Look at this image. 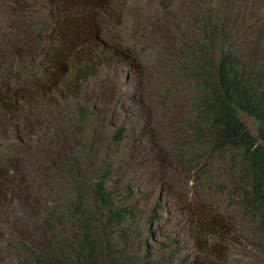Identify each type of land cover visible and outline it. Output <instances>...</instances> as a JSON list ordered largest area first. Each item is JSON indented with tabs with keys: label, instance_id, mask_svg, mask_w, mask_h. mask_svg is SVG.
<instances>
[{
	"label": "rangeland",
	"instance_id": "rangeland-1",
	"mask_svg": "<svg viewBox=\"0 0 264 264\" xmlns=\"http://www.w3.org/2000/svg\"><path fill=\"white\" fill-rule=\"evenodd\" d=\"M131 1L81 6L65 0L51 14V29L45 3L0 0V38L12 44L11 52L0 47V86L13 83V91L23 95L0 89V221L8 206L42 187L32 205L17 202L7 212L5 221L13 214L17 222L12 220L16 228L0 225V264H46L55 255L43 245L56 233L71 245L82 213L97 209L93 188L106 148L113 151L114 197L141 222L128 228L127 247L101 249L100 264L264 261V235L256 239L252 216L230 197L248 186L240 153L217 148L207 125L198 123L204 79L194 70L206 59L217 66L231 53L264 90V0H186L192 11L182 9V0H136L132 14L122 18ZM206 6L214 10V37L203 28L211 19ZM98 10L103 14L96 15ZM99 28L113 33L114 44L91 46L101 59L75 61L78 47ZM55 44L49 55L41 53ZM16 48L25 52L15 56ZM12 60L27 68L5 66L14 65ZM90 68L95 69L86 72ZM69 73L70 87L58 86L59 76L65 83ZM94 87L103 89L102 98L90 97ZM24 100L38 115L22 109ZM240 119L257 134L258 121L244 112ZM105 233L114 241L115 233ZM218 233L226 240H208Z\"/></svg>",
	"mask_w": 264,
	"mask_h": 264
},
{
	"label": "trees",
	"instance_id": "trees-1",
	"mask_svg": "<svg viewBox=\"0 0 264 264\" xmlns=\"http://www.w3.org/2000/svg\"><path fill=\"white\" fill-rule=\"evenodd\" d=\"M213 23L214 20L211 19L207 25L203 24V28L208 29L211 37L218 33V26ZM241 69L243 67L240 59L231 53H226L217 66H213L206 59L201 67H194L204 79L203 99L197 109L198 123L207 125L212 135L211 143L217 148H231L240 153L248 186L243 194L233 192L230 197L232 203L241 201L245 211L252 216L255 237L260 241L258 235H264V90L259 89L256 81L246 76V72ZM243 112L258 121L256 135L252 134L240 119V113ZM77 145L74 144L70 152ZM113 164V151L106 148L101 156V165L93 188L97 209L88 207L86 212L82 213L80 230L76 239L71 242L69 251L66 252V247L61 243L62 259L51 264H100L102 248L127 247L128 227L138 225L141 217L135 214L130 205L115 199L114 189L110 184L115 180ZM80 199L81 196L78 197L79 202ZM76 211H79V207ZM108 230L111 234H116L114 241L106 236L105 232ZM211 240L219 239L212 237ZM222 240L225 241L224 238ZM66 241L64 239L62 242ZM145 247L148 252L149 244ZM119 253H122V250L115 254ZM162 262L152 261L156 264Z\"/></svg>",
	"mask_w": 264,
	"mask_h": 264
},
{
	"label": "clouds",
	"instance_id": "clouds-1",
	"mask_svg": "<svg viewBox=\"0 0 264 264\" xmlns=\"http://www.w3.org/2000/svg\"><path fill=\"white\" fill-rule=\"evenodd\" d=\"M12 1V3H14L16 6H18V5H20L21 3H26L27 5L30 3V2H32L33 0H11ZM78 2H79V4L81 5V6H87V5H89L90 4V2H91V0H77ZM109 2H110V4H116V3H119V1L120 0H108ZM136 0H132L131 1V3L129 4V6H128V8H127V10H126V13L124 14V15H122V18L123 17H127V16H129V15H131L132 14V12H131V9L132 8H134L135 6H134V2H135ZM160 1V0H159ZM39 2H41V3H45L46 4V6L49 8V12H50V17H51V14H52V12L54 11V8L55 7H57V8H61V7H63V5L65 4V0H39ZM182 2L183 3H185L186 4V7H182V9L183 10H185V8H186V10H188V11H192V10H190V8H189V6H188V4L186 3V0H182ZM203 2H205V1H203ZM206 3V2H205ZM68 10L71 12L73 9H71V8H68ZM195 10V9H194ZM214 10H212L211 12H209V8L206 6L205 7V12H207L206 14L208 15V16H210L211 15V13L213 12ZM96 15H102L103 14V12L102 11H100V10H98V11H96V13H95ZM206 14H202V16H201V19H203V20H208V18H207V16H206ZM211 17V19H213L214 17H212V16H210ZM211 19H210V21H211ZM214 20V19H213ZM119 21V20H118ZM209 21V20H208ZM27 23H29V21H27ZM28 26V28H30V25L28 24L27 25ZM118 26H119V23H118ZM120 27V26H119ZM50 28L52 29V17H51V22H50ZM30 31H31V29H29ZM98 32H103L101 35H98L97 33ZM116 33H118L119 34V30L116 32ZM31 34L33 35V38L35 39V37H34V34L31 32ZM55 34V33H54ZM54 34L52 35V36H50L51 35V32H49L48 33V35H49V41L51 40V39H53L54 41H56L54 38H53V36H54ZM149 36V35H148ZM148 36H145V39L146 40H148L149 41V39H148ZM130 41H134V42H136V40H130ZM30 42V41H29ZM149 42H151V41H149ZM139 43V42H138ZM152 43V42H151ZM56 44H57V41H56ZM56 44L55 45H53V46H45L44 47V49L41 51V53H43V54H48L49 55V49H51V48H54L55 46H56ZM101 44H105V45H111V44H114V35H113V33H111L109 30H107V29H105V28H99V29H97V31L93 34V36H91L89 39H88V41L86 42V43H83V44H81L79 47H78V49H77V52H76V55H75V61H77V62H79V61H81L82 59L83 60H85L86 58H88V57H90V56H94V57H96L97 59H101L102 57H100V56H96L95 55V53H94V50L93 51H90V48H91V46L92 45H101ZM154 44V43H153ZM6 46H8L9 47V52H11V50H12V44L10 43V44H8L7 45V42H5V41H3L1 38H0V47H2V48H5ZM30 46L31 47H33V44L30 42ZM140 46V43L138 44V47ZM137 47V48H138ZM18 51H20V52H18ZM23 52H25L22 48H16V55L15 56H17L18 54H21V53H23ZM28 53L29 54H36V51H28ZM13 55V54H12ZM14 56V55H13ZM8 57H7V54L5 53V56L3 57V59L4 60H6ZM194 60H196V58H194ZM12 62L14 63V65H5V66H7L8 68H10L11 69V67H19L20 69H26L27 68V66H25V67H20V66H18V65H15L16 63H22V62H14L13 60H12ZM178 62V61H177ZM7 63V62H6ZM179 63V66L181 65L180 64V62H178ZM178 66V65H177ZM176 66V67H177ZM93 69H95V68H90V69H85L86 70V72H91ZM25 73L27 72L26 70L24 71ZM76 72H79V71H75V72H73V73H76ZM83 72V71H82ZM72 74V73H71ZM70 73L69 74H67L66 76H68L69 78L67 79V81L65 82V83H62V81H61V78H63V77H61L62 75H60L59 76V81H60V84L58 85V86H60V85H64L65 86V88H69L70 87V83L72 82V78H70V75H71ZM12 77V76H11ZM12 84L13 83H8V84H6V85H4V86H0V89H2V88H4V87H7L8 88V90H9V92H11V93H13V94H15V95H19V96H23V95H21V94H19V93H16V92H14L13 91V87H12ZM14 85H16V86H19V85H17V84H14ZM57 85V84H56ZM42 87H44V85H42ZM56 89V88H55ZM41 89H38L37 90V92H39ZM58 90H59V88H58ZM103 91V89L102 88H100V87H94V88H91V90H90V97H93V98H96V99H98V98H102V95H101V92ZM36 92V93H37ZM31 96V95H30ZM61 96V95H60ZM41 99H43L44 100V97L42 96L41 97ZM29 100H30V98H29ZM29 100H24L23 102H24V108H22L23 110H29V109H31V111L33 112V114H34V116L35 115H38V113L37 112H35V110L31 107V105H30V103H29ZM49 101V100H48ZM22 103V102H21ZM49 103H51L50 101H49ZM19 104L20 103H17V105H16V109L17 110H22L21 108H20V106H19ZM47 105V104H46ZM51 106L53 105L52 103L50 104ZM12 107H15L14 105L12 106ZM30 111V112H31ZM33 116V117H34ZM41 116V115H40ZM27 126V125H26ZM6 128H7V126H6ZM6 128H5V131H6ZM24 131V130H23ZM209 131V130H208ZM6 132H8V131H6ZM15 134H17V133H15ZM17 151H15V152H13L12 154H10V155H8V156H5V157H9V156H12V155H14L15 153H16ZM20 153H21V150L19 151V158H21L20 157ZM4 177H9V176H6V175H4V174H2ZM39 186H40V188H41V190H40V192H36V191H33V193H32V195H31V197L30 198H28V197H26V198H23V199H21V200H18L17 202H21V201H28V203L29 204H33L34 203V199H33V197H34V195L33 194H36V195H40L41 193H42V187H41V185L39 184ZM31 201V202H30ZM17 202H15V203H17ZM15 203H13L12 204V206L15 204ZM12 206L11 207H7V209H6V211L4 212V218L0 221V225H7V224H9L11 227H13V228H16V227H14L13 225H12V220L14 219V221L15 222H17L16 221V218L14 217V215L13 214H11V218H10V222H6L5 221V217H6V214H8L7 212L9 211V210H11L12 209ZM73 223L72 224H69L71 227H75L76 226V219H77V216H76V214H74L73 216ZM133 226V225H132ZM130 227V226H129ZM128 227V228H129ZM18 228V227H17ZM80 230V229H79ZM48 237V239L44 242V245H43V247L44 248H48L54 255H55V259H52V260H48V261H45L44 263H46V264H51V263H53V262H56V261H59V260H61L62 259V255H61V251H60V249H61V243H64V242H62L64 239L65 240H67L66 241V244H67V246H66V252H68V250H69V248H70V242H69V240L63 235V234H59V233H56V234H54V235H51V236H47ZM212 237H217L219 240L218 241H213V240H211L212 239ZM224 237L222 236V234L220 233H218L217 235H215V236H211V237H208V240L209 241H211L212 243H218V242H220V241H223L222 239H223ZM224 240H226L225 238H224ZM213 259H215V258H211V260H213ZM260 262H263L264 263V261H260ZM259 262V263H260ZM258 263V264H259Z\"/></svg>",
	"mask_w": 264,
	"mask_h": 264
}]
</instances>
